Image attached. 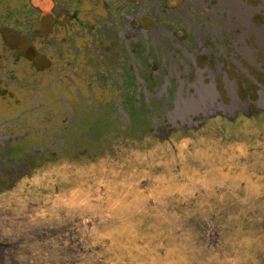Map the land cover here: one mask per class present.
<instances>
[{
	"label": "flooded vegetation",
	"instance_id": "flooded-vegetation-1",
	"mask_svg": "<svg viewBox=\"0 0 264 264\" xmlns=\"http://www.w3.org/2000/svg\"><path fill=\"white\" fill-rule=\"evenodd\" d=\"M259 114L264 0H0L5 178L27 172L11 151L93 144L101 122L168 139Z\"/></svg>",
	"mask_w": 264,
	"mask_h": 264
},
{
	"label": "rangeland",
	"instance_id": "rangeland-1",
	"mask_svg": "<svg viewBox=\"0 0 264 264\" xmlns=\"http://www.w3.org/2000/svg\"><path fill=\"white\" fill-rule=\"evenodd\" d=\"M112 127L11 151L27 172L0 173V264H264V114L168 139Z\"/></svg>",
	"mask_w": 264,
	"mask_h": 264
}]
</instances>
